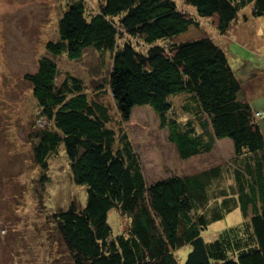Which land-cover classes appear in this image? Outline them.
<instances>
[{
    "label": "trees",
    "instance_id": "trees-1",
    "mask_svg": "<svg viewBox=\"0 0 264 264\" xmlns=\"http://www.w3.org/2000/svg\"><path fill=\"white\" fill-rule=\"evenodd\" d=\"M85 1L66 0L56 41L22 78L43 124L32 132L39 181L62 146L71 182L85 193L83 207L72 201L49 215L56 246L69 264H178L184 247L182 264H264V113L242 98L224 46L208 37L175 39L197 28V18L224 35L264 16V0H182L194 12L174 0H87L90 12ZM87 50L109 55L105 88L120 121L147 106L179 160L208 154L227 139L229 162L146 184L127 136L108 127L107 111L87 99L81 81L66 76L55 84L54 59L76 61ZM175 96L184 97L182 122ZM236 208L241 221L209 240L201 236ZM109 210L122 218L120 235L106 222ZM47 244L53 251L51 238Z\"/></svg>",
    "mask_w": 264,
    "mask_h": 264
},
{
    "label": "rangeland",
    "instance_id": "rangeland-1",
    "mask_svg": "<svg viewBox=\"0 0 264 264\" xmlns=\"http://www.w3.org/2000/svg\"><path fill=\"white\" fill-rule=\"evenodd\" d=\"M174 1L194 12L182 0ZM65 3L66 0H0V264H54L55 251L60 258L56 264H69L61 244L57 242V248V238L49 233V215L66 209L72 201L81 207L85 203L84 190L71 182L62 146L47 160L46 181H39L42 173L32 158V132L43 124L37 118L28 84L22 79L24 74L35 72L37 60L46 54L45 45L56 41L57 21ZM85 5L87 11L94 12L93 2L86 0ZM197 19V28L191 26L175 38L177 42L208 37L224 46L228 65L242 86V98L251 110L264 113V16L239 22L224 35H218L207 20ZM54 60L55 84L58 86L66 76L81 81L87 99L107 111L108 127L127 136L146 184L169 175H193L228 163L232 157L231 143L222 139L208 154L179 160L167 141V132L159 130L156 116L147 106L133 108L128 121H120L105 88L108 54L99 59L95 52L87 50L76 61L63 55ZM171 102L178 119L184 121L186 115L180 108L184 97L175 96ZM121 219L114 210L107 213L106 222L113 236L122 233ZM239 221L241 213L236 208L201 236L209 240L215 231ZM50 238L55 245L53 251L47 244ZM187 251L188 247H184L176 252L178 264H182Z\"/></svg>",
    "mask_w": 264,
    "mask_h": 264
}]
</instances>
